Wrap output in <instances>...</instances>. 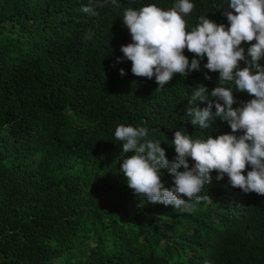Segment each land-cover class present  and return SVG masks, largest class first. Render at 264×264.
Segmentation results:
<instances>
[{"label": "trees", "instance_id": "16d2710c", "mask_svg": "<svg viewBox=\"0 0 264 264\" xmlns=\"http://www.w3.org/2000/svg\"><path fill=\"white\" fill-rule=\"evenodd\" d=\"M101 2L93 15L82 11L90 0H0V264H264V196L215 172L190 210L127 186L120 165L132 153L115 137L119 125L146 127L175 162L176 131L205 140L231 133L219 118L208 129L190 123L196 88L212 99L216 86H235L218 82L206 57L160 90L155 78L135 77L120 50L132 42L124 11L170 10L178 0ZM190 2L188 31L201 16L230 26V0ZM233 94L234 108L253 98ZM162 181L174 186L167 169Z\"/></svg>", "mask_w": 264, "mask_h": 264}, {"label": "clouds", "instance_id": "9594fccd", "mask_svg": "<svg viewBox=\"0 0 264 264\" xmlns=\"http://www.w3.org/2000/svg\"><path fill=\"white\" fill-rule=\"evenodd\" d=\"M111 3L115 5L116 0ZM97 5L103 6L101 0H90L82 11L95 15L93 7ZM194 7L190 0H178L170 10L155 4L126 9L122 21L132 42L120 50L131 62L132 74L155 78L157 90L176 74L187 77L189 72L198 71L206 57L204 68L219 73L218 82L235 87L216 86L209 99L208 89L200 85L191 96L189 103L194 106L187 109V115L192 117L193 126L203 129L219 118L227 122L231 133L205 140L176 131L172 143L177 156L170 163L161 144L148 139L146 127L119 125L115 130V137L123 142V152L132 153L123 159L120 171L134 195L182 210H190L187 201L202 199L199 194L212 183L213 172L220 181L227 176L234 189L264 196V0H230L229 9L223 11L230 26L201 16L200 23L188 31L184 17ZM245 43L250 45L247 53L242 47ZM185 49L199 59L189 61ZM241 61L246 65L243 68ZM120 73L125 74L123 69ZM234 89L253 98L234 108ZM197 102L207 103V107L200 108ZM248 166L251 171L245 175ZM164 169L173 177L174 186L166 187L162 181Z\"/></svg>", "mask_w": 264, "mask_h": 264}]
</instances>
